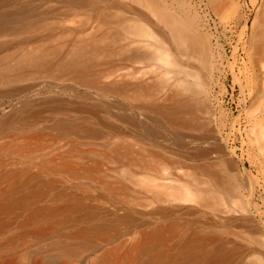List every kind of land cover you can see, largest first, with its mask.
Returning a JSON list of instances; mask_svg holds the SVG:
<instances>
[{
  "label": "rangeland",
  "instance_id": "374dc122",
  "mask_svg": "<svg viewBox=\"0 0 264 264\" xmlns=\"http://www.w3.org/2000/svg\"><path fill=\"white\" fill-rule=\"evenodd\" d=\"M189 1L214 53L215 70L209 92L212 109L209 114L198 115L201 120L209 121L208 135L205 136L204 129L172 126L159 112L141 107L135 95V86L141 81L159 84L157 93L141 96L144 105L150 106L168 103L172 93L182 89V81L194 82L195 78L181 73L178 67L153 60H127L120 50L123 46H128V51L138 47V38L132 35H127L122 42L102 43L105 50L118 51L112 56L113 73L104 80L110 82L124 77L132 85L128 97L86 89L67 80L36 81L38 83L28 91L32 98L56 100L63 97L75 102L74 105L93 101L104 111L108 107L109 112H103V116L127 132L112 139L83 134L56 137L54 124L63 119L82 121L84 115L73 112L66 117L45 110L42 122L33 129L0 132V189L8 190L12 174L39 172L44 168L42 177L54 179L57 185L45 202L60 201L62 193L82 195L101 209L107 220L112 221L116 214L131 215L137 224L124 225L120 234L107 237L105 241L94 239L93 243H99L97 247L95 244L87 246L76 256L65 254L57 245L60 237L55 235L41 240L14 238L19 221L28 211L23 210L17 219L15 213L0 211L2 223L13 221L0 233V264H105L108 259L111 264H132L139 236L159 226L175 230L174 242L187 237L193 227H198L200 234L216 232L227 248H244L232 264H249L262 258L264 246L256 237L259 231L264 232V137L258 139L255 126L264 121V67L254 60L252 30L257 13L264 9V0H219V8L210 0ZM69 2L48 0L41 8L72 10L46 14L57 25V33L65 34V39L75 41L79 37H90L99 25L98 21L88 22L91 15L86 11L90 6ZM128 17L138 18V15L128 14ZM161 40L151 42L162 47ZM263 55L257 56V60ZM182 61L190 72L199 67L185 57ZM7 88V85L2 86V89ZM89 93L94 95L91 100ZM184 95L192 98V94ZM198 98L203 96H195L194 100ZM18 101L17 98L0 99V118H5ZM182 116L190 118L186 113ZM123 117L131 122H123ZM116 143L130 145V153L117 154L113 150ZM197 147L210 149V155L207 158L194 156L192 152ZM222 156L234 160L244 176L247 183L244 197L251 201L248 211L242 208L235 193L227 195L206 190L214 188L213 180L197 168ZM48 166L55 169L47 170ZM68 168L75 172H69ZM187 188L202 192L203 199H183ZM218 198L222 201H217Z\"/></svg>",
  "mask_w": 264,
  "mask_h": 264
},
{
  "label": "bare ground",
  "instance_id": "6f19581e",
  "mask_svg": "<svg viewBox=\"0 0 264 264\" xmlns=\"http://www.w3.org/2000/svg\"><path fill=\"white\" fill-rule=\"evenodd\" d=\"M47 3L48 0H0V99H19L11 112L5 118H0V132L19 133L33 129L42 122L43 113L48 110L66 117L73 112L84 115L82 121L63 119L54 124L56 137L83 134L90 138L112 139L126 133V129L103 116V112H109L108 107L104 111L93 101L74 105L75 102L63 97L56 100L32 98L28 91L38 83L36 81L52 79L57 82L67 80L86 89L128 97L132 85L124 77L110 82L104 80L113 73L115 65H112V56L118 51L105 50L102 43L122 42L127 35H132L138 38V47L128 51V46H123L120 50L127 60H153L168 67H178L181 73L195 78L194 82L182 81V89L174 91L168 103H153L150 106L144 105L141 96L154 95L159 90V84L141 81L135 86L136 99L142 103L141 107L159 112L172 126L189 130L204 129L205 136L208 135L209 121L201 120L198 115L201 112L209 114L212 109L209 92L215 70L214 53L208 36L200 30L198 15L193 14L189 0H70L69 3L73 5L90 6L86 11L91 15L88 22L99 23L90 37H79L75 41L65 39L64 33H57V25L46 16L72 10L41 8ZM210 3L220 7L219 0H210ZM128 14H137L138 18L128 17ZM59 21L63 19L59 18ZM255 21L252 30L254 60L264 67V57L257 60V56L264 54V9L257 13ZM157 39H162V47L151 42ZM153 46V50H142ZM183 57L198 63L199 67L190 72L184 66ZM186 84H189L188 87ZM4 85L8 88L2 89ZM185 93L192 94V98L186 97ZM201 95L202 99L194 100L195 96ZM93 97V93H89L88 99ZM185 113L190 115L189 119L182 116ZM123 118V122H131L126 120L128 117ZM263 126L264 121L255 126L258 139L264 137ZM113 148L117 154H129L131 150L130 145L121 143H116ZM192 154L207 158L210 149L197 147ZM41 169L39 172L12 174L8 190L0 189V211L15 213L16 219L23 210L28 211L19 221V230L14 238L33 237L41 240L55 235L60 237L57 245L65 254L78 256L87 246L99 245L98 242L93 243L94 239L105 241L107 237L120 234L124 225L133 227L137 224L131 215L116 214L112 221L107 220L105 213L82 195L62 193L63 199L60 201L45 202L57 185L52 178L44 179L41 175L44 168ZM46 169L53 170L55 167L48 166ZM197 169L213 180L214 188L206 190L227 195L235 193L242 208L249 210L251 201L244 197L247 183L234 160L222 156L206 161ZM67 170L75 172L72 168ZM202 196V192L187 188L183 199L200 200ZM217 201L222 199L218 198ZM12 223L0 221V233ZM197 229L191 228L187 237L176 242V232L169 227L159 226L142 233L134 246L132 264H232L244 251L242 246L227 248L214 231L200 234ZM258 234L256 239L264 246V232L259 231ZM105 264H111V261L108 259ZM249 264H264V255L258 262Z\"/></svg>",
  "mask_w": 264,
  "mask_h": 264
}]
</instances>
